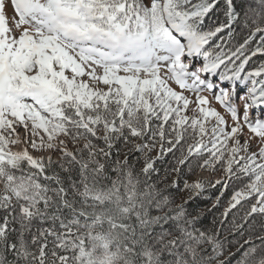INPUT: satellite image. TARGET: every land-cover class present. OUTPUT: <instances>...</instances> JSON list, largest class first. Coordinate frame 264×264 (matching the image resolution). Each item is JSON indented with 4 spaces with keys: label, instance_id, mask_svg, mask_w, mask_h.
I'll use <instances>...</instances> for the list:
<instances>
[{
    "label": "snow or ice",
    "instance_id": "obj_1",
    "mask_svg": "<svg viewBox=\"0 0 264 264\" xmlns=\"http://www.w3.org/2000/svg\"><path fill=\"white\" fill-rule=\"evenodd\" d=\"M0 264H264V0H0Z\"/></svg>",
    "mask_w": 264,
    "mask_h": 264
}]
</instances>
